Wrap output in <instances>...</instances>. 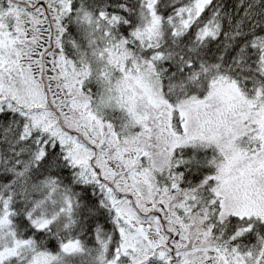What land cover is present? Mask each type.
Returning a JSON list of instances; mask_svg holds the SVG:
<instances>
[{
	"label": "snow or ice",
	"instance_id": "snow-or-ice-1",
	"mask_svg": "<svg viewBox=\"0 0 264 264\" xmlns=\"http://www.w3.org/2000/svg\"><path fill=\"white\" fill-rule=\"evenodd\" d=\"M0 264H264V0H0Z\"/></svg>",
	"mask_w": 264,
	"mask_h": 264
}]
</instances>
